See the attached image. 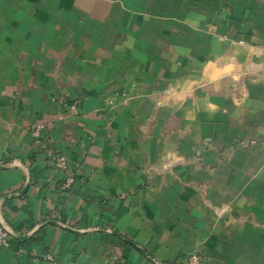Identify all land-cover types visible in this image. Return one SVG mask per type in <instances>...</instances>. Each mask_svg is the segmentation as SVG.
Wrapping results in <instances>:
<instances>
[{
  "label": "crops",
  "instance_id": "0c3cea01",
  "mask_svg": "<svg viewBox=\"0 0 264 264\" xmlns=\"http://www.w3.org/2000/svg\"><path fill=\"white\" fill-rule=\"evenodd\" d=\"M0 221V264H264V0H0Z\"/></svg>",
  "mask_w": 264,
  "mask_h": 264
},
{
  "label": "built area",
  "instance_id": "2783aa9c",
  "mask_svg": "<svg viewBox=\"0 0 264 264\" xmlns=\"http://www.w3.org/2000/svg\"><path fill=\"white\" fill-rule=\"evenodd\" d=\"M238 44H242V41H238ZM71 109L75 110L76 109L75 105H72ZM40 130H41V127L37 126L33 131V136L39 137L40 136ZM55 164L58 168H61V169L66 168V162H65L63 157H58L56 159ZM72 183H73V178H70V177L66 178L62 184V189H64V190L68 189ZM9 238H10V235H9L6 227L0 224V247L7 245ZM188 264H201L200 258L197 255L193 254L189 257Z\"/></svg>",
  "mask_w": 264,
  "mask_h": 264
},
{
  "label": "water",
  "instance_id": "95a60500",
  "mask_svg": "<svg viewBox=\"0 0 264 264\" xmlns=\"http://www.w3.org/2000/svg\"><path fill=\"white\" fill-rule=\"evenodd\" d=\"M0 224L4 226V224H3L1 221H0ZM61 226L66 227V226H64L63 224H61ZM5 227H6V226H5ZM6 229H7L8 233H9V235L13 236L14 238H16V239H21V238H22V236H19L18 234H15L14 232L10 231L7 227H6ZM26 237H27V236H26ZM120 237H121V239H123V240L129 242L126 238H124V237H122V236H120ZM132 245H133L135 248H137V249L143 254V256H144L146 259H148L151 263H153V264H162V263H160L159 261H157L153 256H151V255L148 254L147 252L143 251V250H142L141 248H139L138 246H136V245H134V244H132Z\"/></svg>",
  "mask_w": 264,
  "mask_h": 264
},
{
  "label": "rangeland",
  "instance_id": "374dc122",
  "mask_svg": "<svg viewBox=\"0 0 264 264\" xmlns=\"http://www.w3.org/2000/svg\"><path fill=\"white\" fill-rule=\"evenodd\" d=\"M73 105H75V104H73ZM75 107H76V105H75Z\"/></svg>",
  "mask_w": 264,
  "mask_h": 264
}]
</instances>
